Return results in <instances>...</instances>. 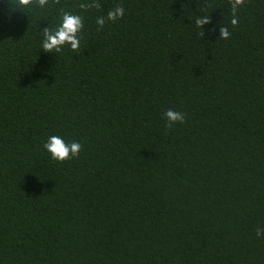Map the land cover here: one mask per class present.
Listing matches in <instances>:
<instances>
[{"label":"trees","instance_id":"obj_1","mask_svg":"<svg viewBox=\"0 0 264 264\" xmlns=\"http://www.w3.org/2000/svg\"><path fill=\"white\" fill-rule=\"evenodd\" d=\"M64 13L80 48L46 52ZM235 15L0 0V264H264V0ZM168 109L184 122L168 129ZM53 135L80 154L53 160Z\"/></svg>","mask_w":264,"mask_h":264},{"label":"clouds","instance_id":"obj_2","mask_svg":"<svg viewBox=\"0 0 264 264\" xmlns=\"http://www.w3.org/2000/svg\"><path fill=\"white\" fill-rule=\"evenodd\" d=\"M233 13V19L231 24L235 26L238 23L236 18V11L238 7L242 6L245 0H230ZM19 5L27 7L33 4V0H18ZM47 3V0H38V4L42 7ZM81 7H85L81 5ZM124 15V8L117 5L113 10H110L107 14V19L115 21L118 18H122ZM97 24L101 27L104 25L105 20L103 17L97 18ZM198 28L201 29L200 35L203 36L202 26L211 23L209 16L197 17L195 21ZM83 28L82 18L78 15H72L64 13L61 25L54 32L45 30V40L42 44L43 49L46 52L55 50L57 53L61 51V48L68 44L73 51H78L80 48V39L77 37V33ZM230 32L227 27L220 28V38L228 39ZM168 123L166 127L171 129L172 125L179 122H184V114L172 109H168L164 113ZM44 148L51 155V158L57 162H64L77 157L81 151V145L78 142L66 143L60 136H50L48 141L44 144ZM264 234V229H257V236Z\"/></svg>","mask_w":264,"mask_h":264}]
</instances>
